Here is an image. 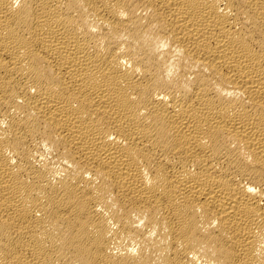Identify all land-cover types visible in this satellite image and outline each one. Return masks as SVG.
I'll return each instance as SVG.
<instances>
[{"label":"bare ground","instance_id":"6f19581e","mask_svg":"<svg viewBox=\"0 0 264 264\" xmlns=\"http://www.w3.org/2000/svg\"><path fill=\"white\" fill-rule=\"evenodd\" d=\"M0 264H264V0H0Z\"/></svg>","mask_w":264,"mask_h":264}]
</instances>
